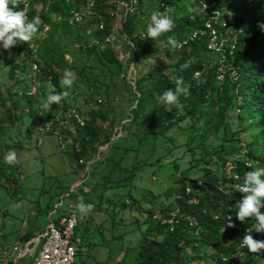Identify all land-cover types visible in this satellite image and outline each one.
Instances as JSON below:
<instances>
[{
  "label": "trees",
  "instance_id": "trees-1",
  "mask_svg": "<svg viewBox=\"0 0 264 264\" xmlns=\"http://www.w3.org/2000/svg\"><path fill=\"white\" fill-rule=\"evenodd\" d=\"M34 1H38V7L33 4ZM164 1L170 6V13H166V15L173 20L174 28L153 41H161V52L165 59L163 58L149 70H140L138 67L137 73H134V82L133 85H130L129 92L130 107L126 116L128 120L119 124L121 132L122 125L129 128L141 124L143 133L151 134L156 138L170 128L183 127L186 145L192 143L193 138L199 134L203 135L210 128L213 129L212 132L221 130L224 137L217 146L208 147L203 141L200 143L202 152L198 158H204L206 162L211 161L214 164L213 168H204L199 175L187 179L183 176L182 170L175 178L178 188L173 194L174 200L170 201L171 205H166V208L161 209L156 217L151 218L150 216L142 221L140 225H145L142 231L141 226L137 224L140 238L132 246H124L120 260L114 264H192L202 259L206 252L207 254L202 261H205L204 264H212L219 259L220 255L236 252L238 244L242 242L241 239L247 231L252 232L255 240L264 241V233L254 231L255 218H247L244 222H240L236 219L233 210V206L243 198V194L238 192L237 185L242 183L244 174L256 167L264 166V31L257 26V24L264 25V0H251L252 4H248L246 0H206L213 1L212 8L201 10L198 6L199 11L197 12L193 9L188 11L187 5L190 3L191 6L192 4L190 0ZM111 2L112 0H98L97 3V9L104 5L103 11L98 10L104 22V28L100 32L101 36L106 35L110 29L111 19L108 16V9ZM159 2L160 0H138L136 11L126 15L118 32L131 36L135 32L134 22L139 20V16H141L145 21L143 20L144 22L136 32H144L147 35L148 19L160 9ZM106 4L107 7H105ZM70 5L59 0H51L49 3L44 0H30L28 19L31 20L33 17L39 16L41 20L37 35L30 40V42H35L38 45L37 53L34 51L33 59L41 66L42 73L52 75L49 84L52 83L58 88L60 87V76L66 67L78 71L79 75H77V83L74 89L81 91L79 94L83 95L84 103H88L92 99L89 94L90 91H95L101 85L108 100L122 98L124 95L117 96L116 94L118 82L128 81L126 73L132 59L120 60L110 46L82 48L78 44L76 49L70 51L72 58L70 66H67L66 63L68 62L62 60L65 52L61 49L58 59L48 58L46 53L48 50L45 55L38 53L41 45L46 44L45 40L47 43L53 42L49 40L47 34L53 33L55 27L59 25L63 27L76 26L83 31L85 27L92 25L89 20L76 25H67L64 21L55 19V14H65ZM221 6L230 8L235 15L228 17L223 13L222 19L226 21L227 25L222 26L216 20L213 27L219 37L229 36L227 31L234 32L235 37L230 53L227 49L230 43L224 47L225 55L220 63L219 56L207 48L210 32L203 23L212 19L214 8L220 11ZM14 10H21V4L19 3V8ZM138 13L143 15H139L137 18ZM52 14L53 19L50 20ZM247 15H250L249 18ZM45 24L48 25V28L41 31ZM193 29L198 31L196 35L191 39L186 38V33ZM169 36H174L181 43L185 39L182 43L183 46L175 50L172 49L167 44ZM148 38L147 36L146 40ZM27 43L19 42L12 47L13 51L23 53V58L13 62L8 67L7 72L8 77L12 79L11 84L15 82L24 84L22 80L25 79L24 75L22 79L19 76L14 78V76L16 75L15 70L20 73L24 65L28 67L24 54H28L32 49L26 48ZM142 43L139 45V51L134 52L133 64L137 54L139 55L138 60L145 55L146 48L141 47ZM24 49L25 52L21 51ZM50 50L53 48L50 47ZM223 64L225 66L223 76L218 79L216 78L218 66ZM183 65L188 66L182 70ZM85 67H95L97 69L96 74L105 79V82L99 80L98 76L83 75L82 70ZM232 73L233 75H231ZM176 77H183L185 84L190 85L189 94L187 96L181 95L175 105L169 106L171 111H167L158 102V97L165 90L174 89ZM49 84L39 82L41 91H43L42 85L47 86ZM27 85L28 81L20 88ZM9 91L6 96L11 93ZM15 91H13L14 95ZM19 99L25 102L32 113L34 99L25 96ZM7 101V118L10 123H14L16 118L20 116V114L15 113L18 104H16V100ZM60 103L69 105L67 97ZM52 106L56 105L53 104ZM242 107L245 109L244 114ZM75 108L84 116L85 127L83 131L88 135V140H82L79 154L70 151V155L74 158L85 155V146H91L92 151L97 152V158L94 160L97 161L99 158V163V156L103 149L98 150V143L106 142V149L110 141L114 139H110L111 133L100 138L96 129L92 127L97 119L89 113L85 114L81 106ZM229 112L231 114H228ZM111 120L114 121V119ZM199 123H203L202 126H199ZM94 125L96 126V124ZM253 126L256 129L251 132ZM112 127L110 124L111 131ZM170 133L173 132L170 131ZM227 141L230 145L229 149L223 146ZM15 145L16 149L23 147L22 141L19 139ZM190 149L193 159L195 156L193 149L195 148ZM195 159L197 160V158ZM129 167L130 171L134 169L133 165ZM226 171L229 173H225ZM233 174H236V177L239 176L240 179H233ZM132 177L130 175V178ZM82 183L86 184L84 181ZM109 184L120 185L122 183L109 182L105 185ZM81 186V184H77L71 189V192L76 188V194L79 195L80 192L81 197H83L84 193ZM185 187H189L191 193L197 194L196 203H187ZM110 204L112 207L114 206L113 201ZM176 209L175 222L171 224L160 222L169 212ZM148 213L150 214L149 211ZM261 213L264 212L261 210ZM186 216L194 217L197 224L189 225ZM107 217L109 218V216ZM228 217H231L230 221L227 220ZM228 223H232L234 227H227ZM75 227L76 231H82L85 222L79 228L78 224ZM110 227H113L112 222H110ZM94 228L97 231L99 228L101 230L102 226L97 224ZM76 231L74 232L75 239L77 238ZM121 235L114 236V239ZM26 237L29 238L30 235L27 234ZM82 241L88 247L89 245H97L105 239L102 237L100 240H94L84 236L80 242ZM80 242L74 243L76 245V259L81 257V251L78 248ZM262 251L264 253V249ZM128 252L131 257L129 263L127 260L125 261ZM254 254L256 253L242 254L241 256H244L243 263L252 264ZM80 261L77 260V262Z\"/></svg>",
  "mask_w": 264,
  "mask_h": 264
},
{
  "label": "rangeland",
  "instance_id": "rangeland-1",
  "mask_svg": "<svg viewBox=\"0 0 264 264\" xmlns=\"http://www.w3.org/2000/svg\"><path fill=\"white\" fill-rule=\"evenodd\" d=\"M168 1L170 2V0ZM190 2L192 4L191 6L190 3L187 5L188 11L192 9L195 12L199 11V0H190ZM33 4L38 7V1H34ZM103 6L98 10L103 11ZM107 6L106 4L105 7ZM165 6L166 12L170 13V6L167 2ZM220 11L222 15L224 13L228 17L235 15L234 11L224 6H221ZM139 15L143 14L138 13L137 18ZM249 16L247 15V18ZM52 19L53 14L50 15V20ZM143 20L145 21L139 16V20L134 22L135 32L139 30ZM190 33L191 31L187 32V36ZM47 35L49 40L53 42L47 43L45 40L46 44L41 45L38 53L45 55L48 50L46 52L48 58L58 59L61 49L65 52L62 60L68 62L69 64H66L70 66L72 64L70 51L82 43L83 31L76 26L63 27L59 25L54 28L53 33ZM117 39L121 44L120 34H117ZM37 47V43L30 41L26 46L28 50L32 49L36 53ZM50 47L53 50H50ZM141 47L146 48L145 55L140 60H138V54L135 57L134 73H137L138 67L140 70H149L163 58L165 59L161 52V41L156 42L148 38ZM21 51L25 52V49ZM22 58L23 53H17L12 48L6 51L0 47V254L1 249H5L8 254H14L15 251L12 246L17 242L19 243L18 234L24 230H33L31 234L35 235L38 230L44 228L47 221L56 220L58 215L66 210L67 204L70 203L74 205L77 217H80L77 221L78 228L85 222L82 231H76L75 227L77 238L74 243L80 242L84 236L94 240H100L102 237L105 239L97 245H89L88 247L83 241L80 242L78 248H80L81 257L78 259L81 261L77 262L78 259L74 254V264H114L120 260L124 246H132L140 238L137 224L140 225L150 216L151 218L156 217L161 209L166 208V205H171L170 201L174 200L173 194L178 188L175 178L182 170L183 176L187 179L199 175L204 168H213L214 164L211 161L206 162L204 158H198L202 152L200 143L203 141L208 147L217 146L224 135L221 130L212 132L213 129L210 128L203 135L199 134L193 138L192 143L186 145L183 127L170 128L155 138L151 134L143 133L141 124L129 128L122 125L121 136L110 141L106 149L104 147L106 142L98 143V146H103V150L100 149L102 152L100 151L99 163V158L97 161L92 159L96 157L97 152L92 151L91 146H85V155L74 158L70 152L58 150L54 145L53 138L49 135L40 136L42 140L36 145L34 140L39 135L37 131L40 124L39 117L24 114L17 106L15 113L20 114V116L16 118L14 123H10L7 118V100L22 101V99L15 97L13 91L27 83L22 78L23 71H26L28 67L24 65L21 72L18 73V76L23 80L24 84L22 85L20 82L11 84L12 79L8 77L7 71L13 62ZM62 66L64 65L62 64ZM124 67L127 68L126 65ZM53 68L55 69V66ZM72 71L76 73V76L79 75L78 71ZM82 73L83 75L98 76L95 67H85ZM61 78L62 76L59 79V88L52 83L47 86L42 85V97L45 98L52 88L57 92L67 91L69 93L67 96L69 105L81 106L85 114L89 113L97 119L94 123L96 126L93 124L92 127L96 129L100 138L111 133L110 124L115 127L128 120L126 116L130 107V82H118L116 94L125 97L108 100L102 85L98 84L100 87L89 93L92 99L88 103H84L83 95L79 94L81 91L74 89L77 81L71 88H62ZM98 78L103 83L105 82L101 76ZM9 90L11 93L7 97L6 94ZM242 111L244 114V107H242ZM110 119H114V121H110ZM104 123H106V127H100L99 124L103 125ZM202 124L199 123V126ZM255 129L256 127L253 126L250 131L253 132ZM128 130L130 131L128 132ZM18 139L22 141L23 147L16 149L15 142ZM223 146L226 149L230 148L228 141ZM192 147L195 148L193 149L195 154L193 159L190 154ZM9 150H15L17 154L18 163L15 165H8L4 162V155ZM78 159L81 161L79 162ZM88 162L89 166L84 168L85 163ZM131 165L134 167L132 171L128 169ZM225 173L229 172L226 171ZM85 174L87 175L85 176ZM130 175L133 177L130 178ZM83 176L86 177L83 181L86 182L87 192L81 197L80 192L79 195L76 194V188L73 192L71 189L80 183V177ZM109 182L122 184L105 185ZM81 200L85 204L94 205L92 211L87 215L80 213L76 207ZM112 201L114 202L113 207L110 204ZM109 219L113 227H110ZM97 224L102 226L101 230L100 228L95 230L94 226ZM140 226L142 231L145 225L141 224ZM119 235L121 236L114 239V236ZM35 237L32 242L35 241ZM40 241L41 238L34 245V254L38 253ZM206 254L207 252L204 257ZM30 257L29 254L21 256L15 264H22L23 261L30 260ZM204 257L192 264H204L205 261H202ZM253 259L252 264H264L263 251L261 250L258 255L257 253L254 254ZM126 260L128 263L131 261L129 252L126 253ZM237 260L239 264H244V256H238Z\"/></svg>",
  "mask_w": 264,
  "mask_h": 264
},
{
  "label": "built area",
  "instance_id": "built-area-1",
  "mask_svg": "<svg viewBox=\"0 0 264 264\" xmlns=\"http://www.w3.org/2000/svg\"><path fill=\"white\" fill-rule=\"evenodd\" d=\"M44 1L49 3L51 0ZM59 1L65 4L69 3L71 5L66 10L65 14H55V19L64 21L67 25H76L78 23H84L87 20L92 22L91 26H87L83 30L84 39L82 43H80L82 48H91L94 46L101 47L103 45H108L114 50L120 60H124L126 58L132 59L126 74L128 81L133 85L134 75L132 74H134V52L139 51V45L146 40L147 35L144 32H134L131 36H128L125 33H119L118 29L121 27L122 21L125 19L126 15L136 11L138 0H112L108 9V16L111 19V25L108 33L104 36L100 35V32L104 28V22L97 9L98 0ZM246 1L248 4H252L251 0ZM19 3L21 4V10L27 8L28 16L30 0H19ZM165 4L166 2L164 0H160V9L158 11L164 14L167 13ZM199 6L201 10L211 9L213 6V1L200 0ZM212 13V19L206 20L203 23L205 28L210 32L207 48L219 56V62L221 63L225 55L224 47L230 43L229 47L227 48L229 53L233 47L235 33L227 31L229 32V36L224 35L219 37L213 27V23L216 20L222 26H226L227 23L222 19L221 11L214 8ZM150 18L148 19V23H150ZM47 28L48 25L45 24L43 25L41 31H45ZM197 32L198 31H196V29H193L186 38H193ZM117 34H120L121 44H119ZM184 41L185 39L182 40V43H184ZM29 53L26 55L24 54V57L28 62V69L24 73V78L28 81V85L24 88L16 89L15 96L17 98H23L25 96L34 99L32 113L40 118V124L37 128L40 134L52 136L54 138L55 145L59 150H70L79 154L81 151L82 140H88V135L83 131V128L85 127L84 116L74 106L64 105L62 103H59L56 106H51V110H45L42 107V101L45 98L41 95L39 82L49 84L51 82L52 75L50 73H42L41 66L33 59L35 56L34 51L31 50ZM34 65L35 67H33ZM224 67V64L218 66L216 78H222ZM15 73L16 75L14 78L18 76V70H15ZM231 75H233V73ZM97 102H99V99H97ZM21 112L24 114H29L31 113V110L28 108V106L24 105L21 108ZM102 127H106V123H104ZM120 133V125L113 127L110 139L117 138ZM104 147H106V144ZM102 148L103 146H98V150ZM96 158L97 155L92 159L94 160ZM78 161L80 162L81 159H78ZM86 167L87 164L85 163L84 168ZM86 175L87 174H85V176ZM232 176L233 179H236V174H233ZM83 178L79 180L80 183L78 184H82ZM82 191H87L85 185L82 186ZM184 192L187 196V203H196V193H191L189 187H185ZM176 213L177 209L169 212L165 218L160 220V222L169 224L175 222ZM186 220H188L189 225L193 226L197 224L194 217L186 216ZM76 224V210L72 205H69L66 213L63 216H60L58 219V224H55L53 221L48 222L44 231L39 236L41 238V246L37 255L34 256L32 264H73L75 254L74 230ZM241 243L238 244L236 252L231 254H222L218 257L219 259H217L212 264H239L237 260L238 256L249 252L247 248H241Z\"/></svg>",
  "mask_w": 264,
  "mask_h": 264
},
{
  "label": "clouds",
  "instance_id": "clouds-1",
  "mask_svg": "<svg viewBox=\"0 0 264 264\" xmlns=\"http://www.w3.org/2000/svg\"><path fill=\"white\" fill-rule=\"evenodd\" d=\"M18 8L19 0H0V47L6 51L16 46L18 42L27 43L32 40L37 35L39 25L41 24L39 16H35L29 20L27 8L14 10ZM258 27L264 31V25L258 24ZM173 28V20L168 15L158 11L153 13L150 18V23L146 28L147 36L155 40L163 33L172 31ZM167 44L174 50L183 46L174 36L167 38ZM187 66L183 65L182 70ZM76 80V73L70 68H66L62 74L61 87L71 88ZM189 88L190 85L185 84L183 77H176L174 79V89L165 90L158 97V102L165 110L171 111L169 106L175 105L181 95L187 96ZM68 95L67 91L57 92L52 88L42 101V107L45 110H51L53 104H59ZM4 162L8 165L18 163L15 150H9L4 155ZM236 179L239 180L240 177L237 176ZM237 189L239 193L243 194V198L233 206L236 219L244 222L247 218H255L254 231L264 233V213H261V210L264 212V166L247 171L244 174L242 183L237 185ZM76 207L80 213L87 215L92 211L94 205L85 204L81 200ZM227 220L230 221L231 217H228ZM227 227H234V225L228 223ZM251 233L249 231L245 233L241 239L242 243L240 246L241 248H247L251 253H259L264 249V241L255 240Z\"/></svg>",
  "mask_w": 264,
  "mask_h": 264
},
{
  "label": "crops",
  "instance_id": "crops-1",
  "mask_svg": "<svg viewBox=\"0 0 264 264\" xmlns=\"http://www.w3.org/2000/svg\"><path fill=\"white\" fill-rule=\"evenodd\" d=\"M7 103H8V101H7ZM16 104H18V107H20V109L25 105V102L22 100L21 102H19L18 100H16ZM29 115H32V116H34V117H37L36 115H34L33 113H29ZM37 131H38V129H37ZM38 136L35 138V140H34V144H36V145H38L40 142H41V140H42V137H40V136H42V135H47V134H40L39 132H38ZM50 136V135H49ZM52 137V136H51ZM53 138V137H52ZM39 140V141H38ZM53 140H54V138H53ZM54 145H55V142H54ZM55 147H56V145H55ZM57 148V147H56ZM58 149V148H57ZM59 150V149H58ZM61 151V150H60ZM64 152V151H63ZM66 153L67 152H70V150H66L65 151ZM93 161V160H92ZM91 161V162H92ZM89 164V162L87 163V166H89L88 165ZM86 177H84L83 178V180L85 179ZM74 184V183H73ZM72 186V185H71ZM72 188V187H71ZM83 192V191H82ZM85 192H87V191H85ZM85 192H83V193H85ZM69 205H72V206H74L73 204H67V206H66V210L65 211H63V212H61L59 215H58V217H57V219L56 220H51V221H53L55 224H58V219L60 218V216H63L65 213H66V211H67V208H68V206ZM63 213V214H62ZM76 215H77V212H76ZM77 221H78V217H77ZM48 222H50V221H47L46 222V225L48 224ZM46 225L44 226V228L42 229V230H38L37 231V233L34 235V234H31V232L33 231H26V230H24L21 234H18V236H17V239H18V241H19V243L17 242L15 245H13L12 246V249L15 251V253L14 254H8L7 253V251L5 250V249H1V254H0V264H15V262H16V260L19 258V257H21V256H25V255H27V254H29L31 257H30V260H27V261H23L22 262V264H32V261H33V258H34V256H36L37 254H34V245H36V243L39 241V236H40V234L44 231V229H45V227H46ZM74 232H75V230H74ZM26 234V235H25ZM27 234H29L30 235V237L29 238H27L26 236H27ZM37 234H39V235H37ZM34 236H36L35 237V241L34 242H32L33 241V238H34ZM76 240V239H75ZM33 243V244H32ZM40 246H41V241H40ZM40 249V248H39ZM39 251V250H38Z\"/></svg>",
  "mask_w": 264,
  "mask_h": 264
}]
</instances>
